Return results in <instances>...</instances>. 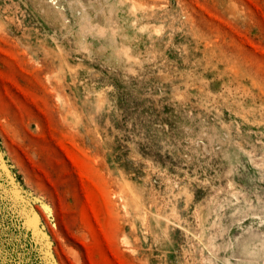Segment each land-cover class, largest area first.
I'll return each mask as SVG.
<instances>
[{"label": "rangeland", "instance_id": "374dc122", "mask_svg": "<svg viewBox=\"0 0 264 264\" xmlns=\"http://www.w3.org/2000/svg\"><path fill=\"white\" fill-rule=\"evenodd\" d=\"M0 264H264V0H0Z\"/></svg>", "mask_w": 264, "mask_h": 264}]
</instances>
